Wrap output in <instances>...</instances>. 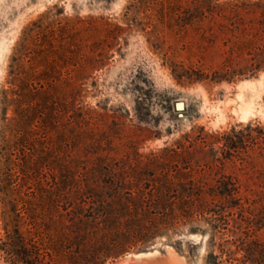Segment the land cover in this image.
I'll use <instances>...</instances> for the list:
<instances>
[{"label":"trees","instance_id":"trees-1","mask_svg":"<svg viewBox=\"0 0 264 264\" xmlns=\"http://www.w3.org/2000/svg\"><path fill=\"white\" fill-rule=\"evenodd\" d=\"M231 2L222 5L229 9L227 16L240 12L258 14L253 21L237 17L239 35H234L236 40L229 53L239 61L228 57L210 73L171 65L178 83L234 82L264 71V0ZM237 3L244 7H231ZM210 6L188 13L186 23L192 24L198 16L226 15ZM77 20L85 24L60 25L59 36L50 39L40 31L35 43L39 51L26 49L13 56L16 64L24 56L29 62L42 63L43 69L37 75L19 73L9 81L21 98L14 109L19 116L15 123L18 142L11 147L21 145L25 154L16 161L9 153L5 173L17 166L16 172L22 176L16 184L11 181L0 186L2 199H9L2 201L4 234L0 238V253L6 264H106L169 235H208L210 245H217L220 254L210 250L205 264H223L222 254L227 255L230 264H264V239L257 234L264 226V217L255 221L245 215V204L249 203L247 185L227 171L235 159L241 161L243 168L262 164L264 124L260 122L233 125L224 131L193 126L149 154L136 152L132 159L127 156L111 161L99 158V163L81 175L61 178L55 189L43 187L45 169L64 176L75 171L71 158L65 155V141L53 146L44 136L32 137L34 132L29 125L39 115L27 114L29 104L22 93L29 86L36 89L37 84L41 109H48L53 118L62 119L68 113L71 103L65 90L83 78L73 75L72 66L88 57L80 37L88 31L93 36L112 25L107 20L100 25L94 17ZM49 33L53 36L55 31ZM51 90L55 96H51ZM48 113L43 122L49 118ZM1 140L5 143V130ZM229 245L235 246L236 251ZM237 252H242L241 258L236 257Z\"/></svg>","mask_w":264,"mask_h":264},{"label":"rangeland","instance_id":"rangeland-1","mask_svg":"<svg viewBox=\"0 0 264 264\" xmlns=\"http://www.w3.org/2000/svg\"><path fill=\"white\" fill-rule=\"evenodd\" d=\"M231 1L237 0H0V186L20 181L22 175L16 172L17 166L7 174L5 170L11 154L16 161L25 154L23 146L11 147L18 142L15 123L19 116L14 109L21 98L13 92L15 87L9 81L19 73L37 75L43 69L42 63L29 62L24 56L16 64L13 56L26 49L32 53L39 51L35 43L40 31L50 39L59 36L60 25L82 27L85 23L78 18L94 17L100 25L105 20L112 25L93 36L88 31L80 37L88 57L72 66L73 75L83 78L65 90L71 103L68 113L62 119L53 118L48 109H41L42 96L37 84L36 89L29 86L22 93L29 104L27 114L39 115L29 125L34 132L32 137L44 136L53 146L65 141V155H69L75 168V173L66 176L45 169L41 177L43 187L55 189L61 178L81 175L99 163V158L111 161L127 156L132 159L136 152L149 154L172 143L193 126L224 131L248 122L264 124V71L218 84L178 83L171 73L174 64L210 73L228 57L239 61L229 53L232 41L236 40L234 35H239V19L253 21L258 14L240 12L227 16L229 9L222 5ZM208 4L212 10L226 15L198 16L192 24L186 23L188 13L205 10ZM234 4L231 7L235 9L244 7ZM52 30L53 36L49 33ZM50 92L51 96L56 95ZM179 101L184 102L182 110L176 108ZM46 113L50 116L43 122ZM4 130L5 143L1 140ZM227 171L238 175L247 185L249 203L245 207L252 214L246 211L245 215L262 220L264 159L251 169L243 168L241 161L235 159L228 164ZM8 200L0 196V238L4 234L2 201ZM257 234L264 239V226ZM229 246L236 251L235 246ZM153 249L157 252L151 257L156 259L152 264H205L210 250L220 254L217 245H210L208 235H169L106 264L146 263L144 254ZM145 251L149 252L136 254ZM242 255L236 253L238 258ZM226 259L227 255L222 254L223 264H230ZM0 264H6L1 253Z\"/></svg>","mask_w":264,"mask_h":264},{"label":"bare ground","instance_id":"bare-ground-1","mask_svg":"<svg viewBox=\"0 0 264 264\" xmlns=\"http://www.w3.org/2000/svg\"><path fill=\"white\" fill-rule=\"evenodd\" d=\"M242 83H247V82H242ZM183 107H184V105H183ZM245 114L247 113L246 111L244 112ZM156 250L155 251H152V252H149V253H146V254H144L146 257H147V259L145 260L146 261V263H143L141 260H140V262H142V264H152V263H154L155 262V260H153V258H151L152 256H154L155 254H156ZM142 256V255H141ZM139 257V256H138ZM132 263H135L134 261H132ZM156 264V263H155Z\"/></svg>","mask_w":264,"mask_h":264},{"label":"water","instance_id":"water-1","mask_svg":"<svg viewBox=\"0 0 264 264\" xmlns=\"http://www.w3.org/2000/svg\"><path fill=\"white\" fill-rule=\"evenodd\" d=\"M183 105H184V102L179 101V102L176 103V108L182 110V109H184ZM153 250H155V249H153ZM151 251H152V250H151ZM146 252H149V251L138 252V253H136V254L146 253ZM160 262H161V260H160V258H158V263H160Z\"/></svg>","mask_w":264,"mask_h":264}]
</instances>
